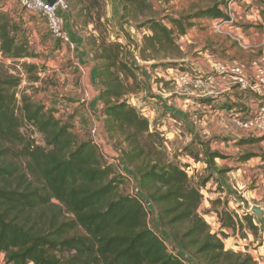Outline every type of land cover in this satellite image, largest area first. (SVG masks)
<instances>
[{"label": "trees", "instance_id": "obj_1", "mask_svg": "<svg viewBox=\"0 0 264 264\" xmlns=\"http://www.w3.org/2000/svg\"><path fill=\"white\" fill-rule=\"evenodd\" d=\"M86 1L90 6L84 11L91 17L88 25H94L99 33L97 37L90 36V43L98 62L105 130L115 148L121 150L129 169L133 168L132 172L138 176L143 193L158 209L161 226L198 264H255L250 255L226 250L219 236L211 234L209 225L198 212L203 200L202 186L191 184L186 169L177 160L162 161L164 139L158 131H153L149 119L127 100L134 92L128 81H138L136 73L141 67L133 60L131 49L118 42H108L107 26L102 19L104 4L99 0ZM120 2L122 20H129L139 7H150L148 0ZM225 5V1H219L213 7L187 16L147 19L139 28L149 34L144 35L143 46L134 49L140 51L144 62L156 61L151 66L154 69H175L176 63L162 61L181 57L179 36L193 26V19L226 20L221 10ZM91 8L97 10L96 18ZM16 32L15 22L7 13L0 12V51L4 58L19 61L28 57L29 52ZM127 38L131 43L128 34ZM27 69L30 75L37 67L30 65ZM144 78L148 81L145 74ZM20 84L16 76L8 72L0 74V255H4L3 264H183L149 229L148 214L141 201L120 192L122 183L115 177L116 170L103 160L99 147L91 140L80 141L73 125L57 118L56 111L33 102L26 95L19 101L16 90ZM24 124L41 135L43 145L22 134ZM118 137L123 140L119 141ZM189 148L178 151L179 156L193 155ZM202 152L197 154L205 155L212 172L216 168L215 159H225L209 147H204ZM250 159L248 156L241 160ZM218 173L221 181L223 175ZM226 208L219 214L224 228L235 233L241 228L245 236L244 221L253 233L257 232L251 214L240 218Z\"/></svg>", "mask_w": 264, "mask_h": 264}, {"label": "rangeland", "instance_id": "obj_2", "mask_svg": "<svg viewBox=\"0 0 264 264\" xmlns=\"http://www.w3.org/2000/svg\"><path fill=\"white\" fill-rule=\"evenodd\" d=\"M99 1L104 4L102 8V19H104V24L105 26H107L106 37L108 39V42L121 43L125 45L127 49H131L132 52L137 51V53H139L140 51L134 48L138 47L140 49L143 46V37L145 34L144 31H146V29H142L139 27L147 19L158 18L155 17L152 3H150V1L148 0V4L150 5L149 8H137L134 14L129 17V20H122L121 15L120 19H118V21L114 24L109 22L107 19L109 13L107 8L112 0ZM67 2L71 10L69 14L70 16L68 17H71L72 20L70 26H67V30L72 36V40L75 45V48L73 49L70 45H65L59 40L55 39L48 30V27H44L43 35H39L38 37L35 36L33 34V30H30L29 27H25V21L23 17L26 18V20L30 21H35L38 18L43 23H45L44 20H42L38 15L26 12L24 9H22L19 5L18 0H0V12L7 13L10 16L11 20L15 22L17 29V32L15 34L19 41L24 40V43L28 46L29 52L28 57H25L19 61H14L12 59L0 56V74L8 72L9 74L16 76L21 80V84L16 90L18 93L19 101L21 100V97L23 95H26L31 98L33 102L42 104L47 109L56 111L55 116L57 118L63 121H68L73 125V132L80 141L91 140L93 142L91 134V131L93 129V123L91 121L92 118L88 114L89 109H87L85 105L81 104V100L85 93V83L89 76L84 78L85 75L82 74L78 66L75 65V61H72L71 55L74 52H78V46L76 44L78 42L75 40L77 38L84 40L85 48L89 53V57L91 56L90 59L93 60L98 66V62L95 61L92 54L90 36L94 34L97 37L99 36V33L94 30V25H88V23L91 22V17L87 16V12L84 11V8L90 6L89 2H87L86 0H67ZM245 11H251L250 13L254 17L253 19H249V22L252 24L243 26L245 31L247 32L254 30L255 33H259L262 37H264V0H253V2L250 3L249 7H247V10ZM91 12L93 14V18H96L95 13H97V10L95 8H91ZM187 15L190 14H185L182 16ZM133 17H137L138 19L136 20ZM235 26L237 29L242 28V26L238 27V24H236ZM127 34L130 36L131 43L127 38ZM139 36H141L140 40ZM79 43L81 44V42ZM263 48L264 45L258 48L260 55H262L263 53ZM202 50L204 51L205 49ZM181 52L182 55L180 59L174 61L165 60L162 62L176 63V66L174 67L176 70H189L184 69V67H180L181 63H178L183 57H185V53L183 51ZM147 63L149 64V66H152L157 62L147 61ZM30 65L36 66L37 69L31 71V74L29 75L27 74V66ZM143 69L144 68H140V71L136 73V76L138 78V81L136 83L133 79H130L128 81V84L133 86L132 88H134V92L127 96V100L128 103L135 107L137 110L140 111V109H143V112L147 114L150 113L152 109V105L149 104L148 100L153 98V94L155 93V91H152L150 84L145 78L143 80V75L145 74ZM151 69L153 72H155V70H160L163 68L159 67L154 69L151 67ZM143 81H145L148 86H145ZM169 89H171L172 91L176 90L175 86L171 85L170 83ZM80 90L81 94H78V91ZM97 92L99 93V95H101L99 84ZM173 97H178V95H175ZM154 98H156V102L160 103L161 97ZM171 98L172 97H168L167 99ZM233 105H235L234 107H236V104ZM95 106L98 110L101 111L100 115L105 127L106 118L102 113L103 104L101 102L102 107H100V104H96ZM92 109L94 111H97L95 108ZM151 121L153 122V125H155V119H151ZM21 132L22 134H24V136L30 138V140L34 141L36 144L43 145L41 135L33 130L32 126H30L29 124H24ZM99 135L101 137L100 133ZM108 138L110 139L109 135ZM117 139L119 141L123 140L122 137H118ZM103 142L106 145L104 148L107 150L109 158H111V154H113L111 148H117H115L114 142L111 139V147L107 145L105 141ZM165 142L166 146L164 147V149H159L164 152V155L161 156L162 161L172 162L174 160H177L180 166H183L184 168L190 166V168L188 169V176L190 177L191 184L193 186H202L201 190L203 200L198 212L199 215L204 219V221L209 225L211 234H217L219 236V238L224 242L226 250L233 251L242 255H250L253 258L255 264H264V215L263 218L259 219L252 211V206H258L264 211V186L257 184L261 182L262 178L264 179V166L258 165V161H253L251 163V166H253V170H256L257 172L252 175L247 188L251 191L258 192L256 193V199H250V202H248L244 198V195L240 194L239 191L234 189H230V191H228L227 187H225L224 184L218 181V171H215L216 174H213L214 171L212 172V170L208 168L205 155L199 156L197 154V152H202L204 147H210L212 143L218 144L222 142L221 140L217 141L215 139L213 140V142H200L199 140L200 149H196L194 146H190L191 148H189V152H192L193 155H190L188 157L182 155L179 156L178 154L179 148H181L182 150L183 148L185 149L188 147L184 145L186 141L180 140L177 142V144L176 141L173 142L171 141V139H168ZM239 144H241L240 146H243L244 148L240 150L238 157L239 160L235 161V164L245 163V161H242L241 159L248 156H251V159L260 157L262 158V160H264V145H262V140L248 136L247 139L244 138L240 140ZM101 156L106 164H108V161L105 160L104 156L102 154ZM115 170L116 179L120 181V184L122 183L120 192L127 195H133V192L136 188L134 178L131 176L124 177L120 174V171L118 169ZM129 171H133V168H130ZM132 173L137 176L135 172ZM223 178L225 180L226 176H223ZM223 186L226 189H223ZM259 187L263 188H260L259 190ZM206 189L207 192H205ZM224 207H227L226 209L232 215H238L240 216V218H242L246 214H251L254 219V224L258 228L257 232L253 233L247 227V224L244 221L242 222L244 226L245 236H243V234L240 232L241 228L237 233H235L232 229L224 228L223 221L219 215L223 212ZM261 247L263 248L260 250ZM190 255L192 256V254ZM2 260L3 257L0 258V264L4 263L2 262ZM194 260L199 263L195 258Z\"/></svg>", "mask_w": 264, "mask_h": 264}, {"label": "crops", "instance_id": "obj_3", "mask_svg": "<svg viewBox=\"0 0 264 264\" xmlns=\"http://www.w3.org/2000/svg\"><path fill=\"white\" fill-rule=\"evenodd\" d=\"M149 1L152 3L155 17H158V19L178 18L185 14H194L199 10L213 7L219 2V0ZM240 1L239 7L235 11L237 15L236 23L239 25L238 27L242 26L241 29L224 27L223 31L219 32L216 30L218 20L198 18L191 21L193 26L187 29L185 35L179 36L180 49L185 53V57L178 62L181 63L180 67L189 69L187 71L190 72L211 74L215 69L214 62L253 64L264 55V48L262 55L259 54L258 50L260 46L264 45V37L259 33H255L254 30L246 32L243 28V26L252 24L249 19L254 17L251 15V11L246 12L245 10L253 0ZM107 9L109 12L108 21L115 24L123 14L120 0H112ZM221 10L226 12L224 6L221 7ZM23 19L25 27L33 30V34L37 37L43 35L44 27L47 28L46 24L38 18L35 21L26 20L24 17ZM71 23V17H68L67 26H70ZM144 33L149 34L148 31H144ZM75 41L78 42L76 43L78 52L72 53L71 59L75 61V65L85 75L84 78L89 76L84 90L89 91L93 99L89 104L91 107L87 106V108H91L88 114L92 118V127L99 129L102 140L111 147L102 118L92 115V112L96 113L98 111L101 113L95 106L96 104H100V107H102L97 92L98 66L90 59L91 56L89 57V53L85 48L84 40L77 38ZM154 91L156 94L154 93L153 98L148 100L149 104L152 105L151 112L146 114L151 122L152 129L173 142L176 141L177 143L184 140L186 141L185 146H194L196 149H200L199 140L200 142L221 140L222 142L212 143L209 147L211 152H216L225 157V159H215L217 169L214 168L213 171L221 172L223 176H226L225 180L223 176H220V182L227 187L228 191L230 189L239 191L248 202H250V199L255 200L258 191L254 192L247 188L252 175L257 172L253 170L251 163L258 161V165L264 166V160L256 157L245 163L235 164V161L239 160L240 150L244 148L240 146L239 142L244 138L247 139L248 136L234 124V118L239 116L241 111L251 110L255 112L258 108V99L242 92L238 87L232 86L222 79L218 80L212 87L199 92V94L193 93L192 95L185 94L173 97L176 93L174 90L169 89V82H166V86L162 89ZM78 94H81V90L78 91ZM154 97H161L160 103L156 102ZM168 97L172 98L167 99ZM233 104H236V107ZM151 119H155V125H153ZM180 150L181 148L178 149V151ZM257 184L264 186V179L262 178L261 182ZM260 188L263 187H259V190ZM223 189L226 188L223 186ZM205 192H207V189Z\"/></svg>", "mask_w": 264, "mask_h": 264}, {"label": "built area", "instance_id": "obj_4", "mask_svg": "<svg viewBox=\"0 0 264 264\" xmlns=\"http://www.w3.org/2000/svg\"><path fill=\"white\" fill-rule=\"evenodd\" d=\"M225 1L224 6L227 16L226 20H218L216 24V30L223 31L224 27L236 28V8L239 7L240 0H219ZM19 5L26 12L38 15L48 27V30L53 37L63 44H68L71 48H75L72 36L67 30V19L70 14V6L67 0H56L55 4H50L48 0H18ZM0 56L2 53L0 51ZM132 58L136 65L144 68L143 71L148 77V83L151 86L152 91L163 88L164 82H169L175 86L176 95H192L193 93L199 94L204 90L212 87L218 80L222 79L232 86L238 87L242 92L247 93L250 96H254L258 99V108L255 112L251 110L241 111L240 115L234 118V124L243 130L250 137H254L262 140L264 145V55L259 58L256 63H220L214 62V72L211 74L196 73L190 71H180L176 69L168 70H155L152 71L151 66L147 62L141 59V56L137 51L132 52ZM159 80H161L159 82ZM84 96L81 100V104L90 106V102L93 101L92 95L89 91L84 90ZM100 96V95H99ZM156 99V98H155ZM90 109L91 108H87ZM140 112L145 116L143 109ZM98 111L92 112L94 117H101ZM151 123V122H150ZM99 129L94 127L91 131L93 142L99 147L101 154L105 160L108 161V165L115 167L120 171V174L124 177L131 176L134 178L136 188L133 192L134 197L138 198L143 204L148 214V226L149 229L156 235V237L164 244L167 251L180 259L183 264H198L194 258L187 253L173 238V236L167 232L160 223V214L154 204L148 200V197L141 190L139 180L137 176L129 171L121 151L118 149H112L113 154L109 158L107 150L104 148L105 144L99 135ZM164 139V144L169 138L161 135ZM185 168L187 173L188 169ZM4 255H0V258ZM3 264V263H2Z\"/></svg>", "mask_w": 264, "mask_h": 264}, {"label": "water", "instance_id": "obj_5", "mask_svg": "<svg viewBox=\"0 0 264 264\" xmlns=\"http://www.w3.org/2000/svg\"><path fill=\"white\" fill-rule=\"evenodd\" d=\"M48 2L53 5L56 3V0H48ZM252 211L259 219L263 218L264 211L260 207L252 206Z\"/></svg>", "mask_w": 264, "mask_h": 264}]
</instances>
